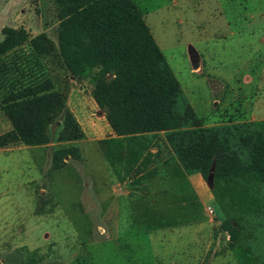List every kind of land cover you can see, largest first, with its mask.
I'll return each instance as SVG.
<instances>
[{"label":"rangeland","instance_id":"374dc122","mask_svg":"<svg viewBox=\"0 0 264 264\" xmlns=\"http://www.w3.org/2000/svg\"><path fill=\"white\" fill-rule=\"evenodd\" d=\"M133 1L206 125L264 121V0ZM59 19L53 0H0V38L3 26L20 25L55 42ZM27 50V40L17 43L0 66ZM38 64L53 87L67 88L65 104L82 129L71 141L80 157L50 167L56 122L46 144L0 148V264H264L258 194L208 176L205 195L169 160L141 195L129 196L97 143L111 131L91 78L68 75L49 59ZM246 213L260 220L230 244L222 219Z\"/></svg>","mask_w":264,"mask_h":264},{"label":"trees","instance_id":"16d2710c","mask_svg":"<svg viewBox=\"0 0 264 264\" xmlns=\"http://www.w3.org/2000/svg\"><path fill=\"white\" fill-rule=\"evenodd\" d=\"M53 2L60 16L55 42L43 31L30 35L20 25L1 28L0 56L24 40L28 50L0 66V148L46 144L56 122L58 145L50 167H62L66 156L80 157L71 141L82 136V129L65 104L67 88L53 87L38 64V58L49 59L68 75L91 78L111 131L97 143L114 179L127 183L129 196L141 195L159 165L173 160L187 174L211 175L217 185L232 183L255 192L264 206L263 120L206 125L133 0ZM258 220L249 213L226 216L220 226L232 244L241 230L253 231Z\"/></svg>","mask_w":264,"mask_h":264},{"label":"crops","instance_id":"0c3cea01","mask_svg":"<svg viewBox=\"0 0 264 264\" xmlns=\"http://www.w3.org/2000/svg\"><path fill=\"white\" fill-rule=\"evenodd\" d=\"M190 178H192L194 180V183L196 184V186L199 188V190H201V192L205 195H208L209 193L205 190V184H204V179L201 178V176L196 173V172H193V173H190L188 175ZM188 177V178H189ZM147 183H148V180H147ZM147 185V184H146ZM210 195V194H209ZM211 196V195H210Z\"/></svg>","mask_w":264,"mask_h":264},{"label":"built area","instance_id":"2783aa9c","mask_svg":"<svg viewBox=\"0 0 264 264\" xmlns=\"http://www.w3.org/2000/svg\"><path fill=\"white\" fill-rule=\"evenodd\" d=\"M209 210H211L210 207H209Z\"/></svg>","mask_w":264,"mask_h":264},{"label":"water","instance_id":"95a60500","mask_svg":"<svg viewBox=\"0 0 264 264\" xmlns=\"http://www.w3.org/2000/svg\"><path fill=\"white\" fill-rule=\"evenodd\" d=\"M211 177V175H209Z\"/></svg>","mask_w":264,"mask_h":264}]
</instances>
